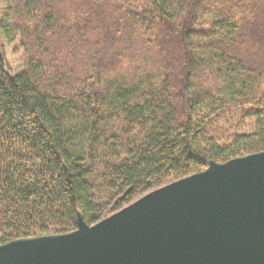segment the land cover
<instances>
[{"label":"trees","instance_id":"obj_1","mask_svg":"<svg viewBox=\"0 0 264 264\" xmlns=\"http://www.w3.org/2000/svg\"><path fill=\"white\" fill-rule=\"evenodd\" d=\"M2 2L0 246L264 152V0Z\"/></svg>","mask_w":264,"mask_h":264},{"label":"water","instance_id":"obj_2","mask_svg":"<svg viewBox=\"0 0 264 264\" xmlns=\"http://www.w3.org/2000/svg\"><path fill=\"white\" fill-rule=\"evenodd\" d=\"M0 264H264V152L209 162L77 229L0 246Z\"/></svg>","mask_w":264,"mask_h":264},{"label":"rangeland","instance_id":"obj_3","mask_svg":"<svg viewBox=\"0 0 264 264\" xmlns=\"http://www.w3.org/2000/svg\"><path fill=\"white\" fill-rule=\"evenodd\" d=\"M4 9H5L4 3L2 2V0H0V15L3 14ZM0 46L4 50V54L7 62V72L11 76H16L22 73L25 68L24 66L25 55H24V50L19 45V41H16L13 44L9 43L5 34L0 31Z\"/></svg>","mask_w":264,"mask_h":264}]
</instances>
